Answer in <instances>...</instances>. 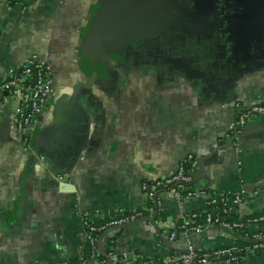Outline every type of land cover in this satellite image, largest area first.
<instances>
[{"label":"crops","instance_id":"obj_1","mask_svg":"<svg viewBox=\"0 0 264 264\" xmlns=\"http://www.w3.org/2000/svg\"><path fill=\"white\" fill-rule=\"evenodd\" d=\"M260 1L0 0V79L32 54L54 78L27 147L13 122L17 96L0 105V264H74L85 218L140 206L142 181L187 153L198 159L196 192L158 189L154 221L105 229L101 248L125 253L127 264H155L189 246L235 244L240 234L219 225L173 240L167 232L221 193L244 190L232 216L264 208V116L236 142L226 135L237 102L264 98V49L249 45L252 33L264 36ZM147 3L154 17L134 31L129 14ZM207 264H264V246L240 262Z\"/></svg>","mask_w":264,"mask_h":264},{"label":"built area","instance_id":"obj_2","mask_svg":"<svg viewBox=\"0 0 264 264\" xmlns=\"http://www.w3.org/2000/svg\"><path fill=\"white\" fill-rule=\"evenodd\" d=\"M54 93V78L51 65L37 54H32L22 61H20L9 72L0 79V105L3 98L8 95H15L18 98L17 107L14 110L13 122L15 124L17 133L20 137V144L27 147L26 141L33 128L38 123L39 115L47 107L50 99ZM240 110L229 124L226 135L231 137L233 142L238 140L240 134L244 131L245 126L252 122L257 116H264V98L250 99L245 104L237 102ZM198 165V159L193 153H187L178 163L177 167L168 174L155 178H148L142 181L141 187L143 190V202L140 204L139 210H122L119 209L115 215L110 216L104 224L97 226L91 219L85 218L84 222V238L88 242L90 252L86 257L79 255L80 262L78 264H87L89 259H97L100 262L106 263L111 260L113 264H122L125 262L126 254L117 252L115 249L106 254L108 258L100 256V249L97 245V232L102 228H110L112 226L124 225L128 222L134 221L137 218L143 217L142 210L148 212V216L158 212L159 198L157 190L160 188H168L172 190H186L184 195H191L196 192L193 188V171ZM191 184V185H190ZM204 193V190H200ZM243 192L241 193H221L219 199L216 201L210 199L209 202L213 205L219 204L226 196L231 198L232 204L223 206L221 212H212L206 210L202 220H198V213L192 212L186 218L167 232L169 240H173L180 231L192 230L201 232L208 226L219 225L226 228L238 229L247 227L250 223L264 221V212L255 216H249L239 219L232 218V207L237 205L243 199ZM153 201V205L149 204ZM197 219V220H196ZM252 234L254 240L251 252H255V248H262L264 246V232L258 231ZM241 247L233 244L230 246H219L209 250H204L198 253L196 248L191 246L183 252L173 253L169 260H164L165 264H207L210 259L217 258L226 261H237V254ZM55 264H64L62 262Z\"/></svg>","mask_w":264,"mask_h":264},{"label":"trees","instance_id":"obj_3","mask_svg":"<svg viewBox=\"0 0 264 264\" xmlns=\"http://www.w3.org/2000/svg\"><path fill=\"white\" fill-rule=\"evenodd\" d=\"M191 185V184H190ZM188 188H193V186H188ZM181 193H185L186 192V190H181L180 191ZM149 204H151V205H153V201H149ZM232 204V201H231V198L230 197H228V196H226L225 197V199L223 200V201H220L219 202V204H217V205H213L212 203H209L208 204V208H207V210H211L212 212H216V211H219V212H221V209H222V207L223 206H229V205H231ZM140 209V206H137V207H135V208H133V210L135 211V210H139ZM127 211H129V210H127ZM262 212H264V208L263 209H261L259 212H256L257 214H260V213H262ZM197 213H198V220H202V218H203V216H204V214H205V211H197ZM255 213V214H256ZM113 215H115V213L114 214H112L111 215V217L113 216ZM149 214H148V212L146 211V210H142V216H148ZM253 215V214H252ZM251 215V216H252ZM250 216V215H249ZM109 218H110V216L109 217H104V218H97V219H95V220H93L92 222L95 224V225H97V226H100V225H102V224H104L107 220H109ZM232 218L233 219H241V218H244V217H237L236 215H234V216H232ZM197 220V219H196ZM264 221H259V222H256L257 224H261V223H263ZM122 227L123 226H121L120 228H119V230H121L122 229ZM106 229V227L105 228H102L101 230H99L98 232H97V234H98V236H99V234L101 233V232H103L104 230ZM257 229L256 228H254L253 230H249L247 227H243V228H238V229H236V231L240 234V238H238L237 240H236V242H235V245H237L238 247H241L242 249L238 252V254H237V261H241L242 260V257L245 255V253H247V252H250V248L252 247V244H253V242H254V240H253V236H252V234L253 233H255V232H257L256 231ZM258 231H261V232H264V229H259ZM108 244V243H107ZM113 244V243H112ZM114 245V244H113ZM260 248H255V252H257L258 250H259ZM90 247H89V244H88V242H86L85 243V246H84V249L82 250V252H81V254L84 256V257H86L87 255H88V253L90 252ZM112 249L109 247V245H106V247H104V248H101L100 249V256L101 257H103V258H105V260H107L108 258L106 257V254H108L109 253V251H111ZM201 252H203V251H201V250H198V253H201ZM90 260V259H89ZM88 260V261H89ZM154 261H155V264H165V262H164V259H163V257H161V256H155V258H154ZM80 262V258H79V256H78V258L75 260V263L74 264H78ZM107 263L108 262H112L111 260H107L106 261ZM64 264H66V263H64ZM112 264H113V262H112ZM122 264H127L126 262H124V263H122ZM171 264H176L175 262H173V263H171Z\"/></svg>","mask_w":264,"mask_h":264},{"label":"water","instance_id":"obj_4","mask_svg":"<svg viewBox=\"0 0 264 264\" xmlns=\"http://www.w3.org/2000/svg\"><path fill=\"white\" fill-rule=\"evenodd\" d=\"M150 6H151V4H149V3L144 4V5L139 4L138 5L139 9L137 11L134 9L132 14L131 13L129 14L130 21L127 22V25L130 26L134 31L141 29L143 27L142 24L145 20H147L148 18L152 19V17H154L153 9ZM115 17L119 23H122L121 21L124 20V19L122 20V14L117 13V14H115ZM68 118L70 119L69 115H68ZM141 220H150L153 222L154 221V215L143 216V217L137 218L134 221L128 222L126 224L138 222ZM126 224H124V225H126ZM124 225H121V226H124ZM112 227H116V226H112ZM117 227H120V226H117ZM105 232L106 231H104L103 233H105ZM101 236L102 235H99L98 240H97V245H98L99 249H101V245H100ZM109 264H112V262H109Z\"/></svg>","mask_w":264,"mask_h":264},{"label":"flooded vegetation","instance_id":"obj_5","mask_svg":"<svg viewBox=\"0 0 264 264\" xmlns=\"http://www.w3.org/2000/svg\"><path fill=\"white\" fill-rule=\"evenodd\" d=\"M261 3L260 4H264V0H261L260 1ZM263 7H264V5H263ZM263 15V14H262ZM260 20V19H259ZM260 23H262V25L264 26V21H263V19L262 20H260ZM252 35H253V39H251L250 41H249V45H250V48L251 49H253V50H251L250 49V51L251 52H256L257 50H258V47L261 45V47L263 46V49H264V36L262 37V40L261 41H258L259 39V36L258 35H256L255 36V33H252ZM241 42L239 41L238 42V48H241V44H240ZM253 46V47H252ZM262 49V48H261ZM262 53V52H261Z\"/></svg>","mask_w":264,"mask_h":264}]
</instances>
